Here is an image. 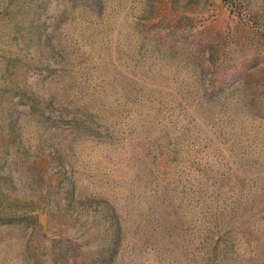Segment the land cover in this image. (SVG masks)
<instances>
[{
	"label": "rangeland",
	"instance_id": "rangeland-1",
	"mask_svg": "<svg viewBox=\"0 0 264 264\" xmlns=\"http://www.w3.org/2000/svg\"><path fill=\"white\" fill-rule=\"evenodd\" d=\"M0 264H264V0H0Z\"/></svg>",
	"mask_w": 264,
	"mask_h": 264
}]
</instances>
